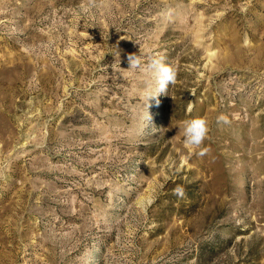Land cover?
Wrapping results in <instances>:
<instances>
[{
  "label": "rangeland",
  "instance_id": "374dc122",
  "mask_svg": "<svg viewBox=\"0 0 264 264\" xmlns=\"http://www.w3.org/2000/svg\"><path fill=\"white\" fill-rule=\"evenodd\" d=\"M0 264H264V0H0Z\"/></svg>",
  "mask_w": 264,
  "mask_h": 264
},
{
  "label": "clouds",
  "instance_id": "9594fccd",
  "mask_svg": "<svg viewBox=\"0 0 264 264\" xmlns=\"http://www.w3.org/2000/svg\"><path fill=\"white\" fill-rule=\"evenodd\" d=\"M129 64L128 70H133L144 75L142 81L143 94L150 98L156 97L160 93L167 95L169 85H174L177 79L176 70L169 65H166L161 59L150 57L147 62L139 54L130 53L127 55ZM159 104V100H157ZM191 111V106H189ZM217 122L230 123L225 115L217 117ZM183 136V143L186 148L195 150L199 149L207 138L209 132L208 121L205 118H193L184 122L180 129ZM201 155L204 153L201 152ZM182 195V190H177Z\"/></svg>",
  "mask_w": 264,
  "mask_h": 264
}]
</instances>
